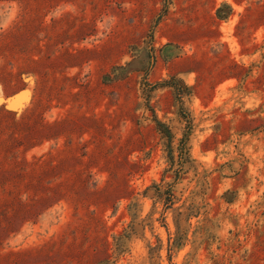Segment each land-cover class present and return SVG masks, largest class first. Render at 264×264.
Listing matches in <instances>:
<instances>
[{
	"label": "rangeland",
	"instance_id": "rangeland-1",
	"mask_svg": "<svg viewBox=\"0 0 264 264\" xmlns=\"http://www.w3.org/2000/svg\"><path fill=\"white\" fill-rule=\"evenodd\" d=\"M0 264H264V0H0Z\"/></svg>",
	"mask_w": 264,
	"mask_h": 264
},
{
	"label": "trees",
	"instance_id": "trees-1",
	"mask_svg": "<svg viewBox=\"0 0 264 264\" xmlns=\"http://www.w3.org/2000/svg\"><path fill=\"white\" fill-rule=\"evenodd\" d=\"M177 81H175V79H172L168 84L171 85L172 83H176ZM174 90H176V95L179 97L180 95H182L184 92L182 91V93H180V90L177 89V87H173ZM156 126L158 127V130L161 132V133H164L167 137H169L168 141L170 140V133H169V130H165L166 127H164V124L160 123L159 121H156Z\"/></svg>",
	"mask_w": 264,
	"mask_h": 264
},
{
	"label": "bare ground",
	"instance_id": "bare-ground-1",
	"mask_svg": "<svg viewBox=\"0 0 264 264\" xmlns=\"http://www.w3.org/2000/svg\"><path fill=\"white\" fill-rule=\"evenodd\" d=\"M10 101V100H9Z\"/></svg>",
	"mask_w": 264,
	"mask_h": 264
}]
</instances>
